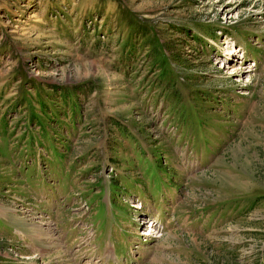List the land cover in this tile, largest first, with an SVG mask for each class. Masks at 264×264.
<instances>
[{
    "label": "rangeland",
    "instance_id": "rangeland-1",
    "mask_svg": "<svg viewBox=\"0 0 264 264\" xmlns=\"http://www.w3.org/2000/svg\"><path fill=\"white\" fill-rule=\"evenodd\" d=\"M0 264H264V0H0Z\"/></svg>",
    "mask_w": 264,
    "mask_h": 264
}]
</instances>
